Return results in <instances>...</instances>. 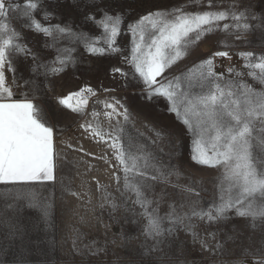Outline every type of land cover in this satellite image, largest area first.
Instances as JSON below:
<instances>
[{"label": "snow or ice", "instance_id": "1", "mask_svg": "<svg viewBox=\"0 0 264 264\" xmlns=\"http://www.w3.org/2000/svg\"><path fill=\"white\" fill-rule=\"evenodd\" d=\"M64 2L0 0V185L11 186L0 190V264H52L41 247L46 238L32 239L30 232L52 227L54 195L40 199L32 186L56 180L58 161L66 159L57 150L56 133L63 129L53 125L45 110L34 101L43 90L39 77H44L43 86H46L49 76L59 75L78 63L73 55L76 48L68 44L61 46V41L80 44L93 56H119L129 69L114 67L112 72L119 73L126 81L141 84L145 99H165L167 111L175 114L192 138L191 160L196 165L218 170L214 177L216 197L204 207L200 200L204 190L200 187L201 180L188 177V184L179 183L184 174L174 163L178 152L176 139H169V151L165 152L157 143L164 139L165 133L153 127L156 140L143 143V133L135 131L130 109L116 97L96 99L95 104L102 106L101 110L94 106L89 112V99L97 97V90L90 86L59 99L60 105L84 118L79 127L90 139L111 149V159L107 153L99 159L114 169L112 176L118 196L97 180L102 193L98 207L103 211L108 205V214L113 219V214L124 208L133 217L140 215L146 220L145 242L140 245L139 259L127 264H169L170 261L181 264L165 251L178 240L181 230L192 236L193 246L199 244L201 254L209 253L202 264H264V54L251 50L235 53L243 61L245 71L230 66L226 75L216 71V58L230 60L233 54L225 41L226 50L215 51L180 74L164 75L217 30L234 36L235 40L251 43L246 39L247 34L256 30L264 32V0H249L243 11H237L235 5L230 10H213V0H208V10L188 12L184 10L187 6L182 5L171 10L149 11L131 20L128 19L134 11L131 3L121 8L120 0H112L117 5L113 8L107 0H69L82 13L80 24L71 18L65 20L60 11ZM202 2L190 0L197 6ZM14 17L24 21L22 28L45 38L43 48L53 51V58L45 59L28 46L22 32L11 24ZM229 20L232 23L221 25ZM81 24H90L98 31L85 30ZM129 34L130 48L119 40ZM258 39L264 44V38ZM17 56L23 57L25 63L31 60L27 65L29 77L17 70L14 63ZM245 74L261 87L257 89L243 79ZM21 82L26 90L14 98L13 87H21ZM101 116L106 118L107 128L102 126ZM167 135L174 137L175 133ZM149 145L155 146L156 151ZM67 147L73 149L70 143ZM74 150L84 151L82 147ZM165 156L167 161L163 159ZM172 177L176 178L175 182ZM157 184L173 187L196 199L181 202L180 210L171 201L168 212L161 216L160 205L167 193L162 189L157 194ZM64 190L83 199L79 192ZM87 204H91L90 196L84 206ZM136 206L142 210L138 214ZM25 207L40 213L30 229L20 219ZM238 218L245 221L243 226L231 223ZM80 219L86 222L83 216ZM194 219L204 225L203 234L196 231ZM132 223L137 221L133 219ZM246 229L250 230L248 234ZM73 231L76 235L70 264H110L108 244H114V240L80 244L78 241L84 234L78 228ZM256 231L260 233L259 240L254 239ZM132 238L125 240L130 242ZM32 255L37 259L31 260ZM183 264L188 261L184 260Z\"/></svg>", "mask_w": 264, "mask_h": 264}, {"label": "rangeland", "instance_id": "2", "mask_svg": "<svg viewBox=\"0 0 264 264\" xmlns=\"http://www.w3.org/2000/svg\"><path fill=\"white\" fill-rule=\"evenodd\" d=\"M107 2L113 8L117 7L116 4H113L112 0H107ZM248 2L249 0H213V4L215 5L213 10H230L235 5L237 11H243ZM128 3H131L132 9H134L132 15L128 17L129 20L133 18L138 19L140 15H145L149 11L171 10L174 7L182 5L187 6L184 10L188 12L208 10V0H203L200 6L191 4L190 0H120L118 6L123 8ZM60 11L63 13L65 20L71 18L77 24H80L82 13L78 12L69 0H65L61 5ZM53 22L55 23L56 21ZM23 23L24 21L20 18L14 17L11 20V24L18 31L22 32L25 41L29 42L28 46L33 51L39 52L45 59L53 58L54 52L43 48L45 38L42 35L35 34L33 31L22 28L21 25ZM223 23H232V21H222L221 25ZM251 23L256 22L251 21ZM80 26L85 30H91V32L98 31L90 24H81ZM231 31L230 29L229 32ZM258 38H264V32L260 30L250 32L247 34L246 39L251 41V43H245L243 39L235 40L234 36L217 30L214 34L201 40L186 58L169 68L164 75L180 74L215 51L226 50L223 44L225 41L231 46L230 51L233 54L230 60L227 58H216V71L225 72L228 75L226 70L230 66L236 67L238 71H245L242 68L243 61L235 53L251 50L258 55L264 54V44H261ZM119 40L125 47L130 48V34L121 36ZM65 44L76 48V52L73 55L77 57L78 63L75 66H69L59 75L49 76L46 86H43L44 77H39L43 90L38 93V100L34 102L39 103L45 110L53 125L59 129H63L62 132L56 133L59 136L57 150L66 159L62 158L58 161L55 181L32 186L33 191L40 199L54 195L55 208L52 227L45 228L43 232H30V236L32 239L46 238L47 242L41 245V247L47 253L46 258L50 259L52 264H65L66 261L70 264V261L73 259L72 242L76 235L73 229L78 228L84 234L78 243L89 244L95 240L103 244L105 241L114 240V244H108L107 260L110 264H127L128 261L139 259L140 245L145 242L143 225L146 223V220L140 215L133 217L132 213L125 211L124 208H120L115 212L113 219L108 214L110 211L108 205L105 206V210L103 211L98 207L101 202L102 193L101 190H98L97 180L101 184L108 185L109 192L118 196V193H116L117 185L112 176L114 169L105 163L104 160L99 159L105 153L111 159V149L102 142L97 143L93 139H90L88 134L79 127L84 122V118L78 113H74L70 109L60 105L59 99L67 96L69 93L78 91L80 88L90 86L97 90V97L89 99V112L94 106L98 111L101 110L102 106L95 104L96 99L104 100L116 97L130 109L135 131L143 133V138H141L143 143L149 144V140H156V135L152 131L153 127L161 129L165 133L164 139L157 142L164 148L165 152L169 151V139H176L178 141L176 145L178 152L174 163L179 165L180 171L184 174L179 183L188 184V177L201 180L202 184L200 187L204 190L201 191L200 200L204 207H207L216 197L214 177L218 175V170L196 165L191 160L192 138L187 134L185 126L176 118L175 114L167 111L168 104L165 99L158 98L151 101L145 99L141 94V84L126 81L119 73L112 72L114 67L122 68L125 71L129 69V65L125 64L119 56H93L87 53L80 44L71 45L68 41H61V46ZM14 63L18 71L23 72L25 77H29L27 65L31 64L30 59L25 63L23 57L17 56L14 57ZM8 79L10 82V75ZM243 79L253 84L257 89L261 87L258 83H254L248 78L246 74ZM104 88L113 89L114 91L105 93L103 91ZM25 90L22 82L21 87H13V92L16 93V97L14 98H19V94ZM87 118L91 119L90 116ZM100 119L102 126L107 128L108 122L106 118L101 116ZM169 132H174L175 136H168ZM69 143L73 145V149L67 147ZM149 146L152 151H156L155 146ZM80 147L84 151L74 150ZM85 153H92L94 155H85ZM157 155H159L158 152ZM163 159L167 161L168 158L165 156ZM172 180L175 182L176 178L172 177ZM6 187L11 186L0 185V190ZM65 188L81 193L83 199L71 196L65 192ZM162 189L166 191L167 195L160 205L161 216L168 212V205L171 201H175L177 209L180 210L179 205L181 202L196 199V197H187L185 193L179 192L178 189L163 184H157L155 191L159 194ZM85 193L87 195H84ZM89 196L91 204L84 206ZM21 203L26 202L21 201ZM89 209H95V211H89ZM135 211L138 214L142 210L139 206H136ZM184 211H187V209L185 208ZM81 216L84 217L86 222H81ZM39 218L40 213L38 211L28 209L27 207H25L20 216L23 224L29 229ZM133 219L137 223L133 224ZM193 223L197 225L196 231L202 233L204 227L202 222L194 219ZM231 223L243 226L245 221L238 218L231 221ZM249 231L246 229L245 234H248ZM253 236L254 239L259 240V231L254 232ZM125 237L133 238L129 242L125 240ZM50 242H54V245ZM148 243L150 244L151 241H148ZM199 248V244L193 246L192 236L181 230L178 240L172 244L171 249L165 248V251L169 252L173 260L179 259L181 264H183L184 260H187L188 264H192L193 260H195V264H202L204 258H209V253L204 252L201 254ZM29 258L31 260L37 259L35 255ZM75 259L78 260L79 257L77 256ZM169 264H171V261Z\"/></svg>", "mask_w": 264, "mask_h": 264}]
</instances>
